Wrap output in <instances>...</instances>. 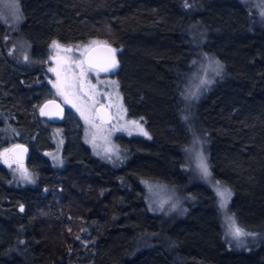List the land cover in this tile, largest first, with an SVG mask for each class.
Instances as JSON below:
<instances>
[{"label":"trees","instance_id":"obj_1","mask_svg":"<svg viewBox=\"0 0 264 264\" xmlns=\"http://www.w3.org/2000/svg\"><path fill=\"white\" fill-rule=\"evenodd\" d=\"M19 36L32 65L10 53L0 21V149L31 151L37 184L13 181L0 161V264H264V241L228 245L215 192L190 183L183 85L201 49L223 66L194 107L209 137L213 177L232 193L247 230L264 231V26L242 0H20ZM101 39L115 47L129 115L150 138L119 136L129 158L114 167L83 142V125L63 123L65 165L55 168L53 123L39 109L52 97L45 64L53 42ZM16 144V143H15ZM144 180L177 186L190 201L180 216L152 213Z\"/></svg>","mask_w":264,"mask_h":264},{"label":"rangeland","instance_id":"obj_2","mask_svg":"<svg viewBox=\"0 0 264 264\" xmlns=\"http://www.w3.org/2000/svg\"><path fill=\"white\" fill-rule=\"evenodd\" d=\"M242 1L253 11L256 24L264 26V0ZM13 2L14 0H0V21L7 27L9 51L20 63L32 65L30 45L19 36V29L24 21L21 1L15 0L18 10L5 7L6 4ZM101 43L106 42L97 38L72 44L53 42L48 62L44 65L49 88L42 92V98L52 97L65 105L69 115L81 121L83 142L91 149L92 154L114 167H120L128 160L129 153L126 147L119 143L118 137L150 138L151 134L145 119L129 115L120 82L114 74L119 67L118 58L113 71L108 74L85 65V54L93 46ZM115 51L117 54L118 51L116 49ZM222 72V64L201 49L183 85V112L191 134V139L185 147V168L190 183H204L215 192L228 245L236 249H246L264 241V231L262 233L247 230L237 221L230 208L233 193L213 177L209 158V137L196 125L194 119L195 105ZM99 105H104L110 111L112 116L110 123L103 122L97 115L96 109ZM52 135L55 148L46 152V155L55 168H62L65 165L63 159L65 137L62 127L54 125ZM9 137L12 139L0 149L1 163L11 171L16 184L36 185L37 177L27 164L18 163L9 152L10 148L18 143L14 141L20 137L19 131L14 130V134ZM201 161L207 166V175L203 173ZM143 185L146 190V201L152 213L167 217L180 216L184 213L190 197L183 190L177 186L150 180H144ZM225 190L229 194L222 196L221 192ZM234 228L241 229L243 235L234 236Z\"/></svg>","mask_w":264,"mask_h":264},{"label":"water","instance_id":"obj_3","mask_svg":"<svg viewBox=\"0 0 264 264\" xmlns=\"http://www.w3.org/2000/svg\"><path fill=\"white\" fill-rule=\"evenodd\" d=\"M117 58L113 45L101 43L93 46L85 54L84 63L100 73L108 74L113 71ZM96 113L103 122L110 123L112 121L111 113L104 105H99ZM39 114L50 123L57 124L64 120L67 110L59 100L51 98L42 103ZM30 151V147L24 143L14 144L9 150L13 158L21 164L27 163Z\"/></svg>","mask_w":264,"mask_h":264},{"label":"snow or ice","instance_id":"obj_4","mask_svg":"<svg viewBox=\"0 0 264 264\" xmlns=\"http://www.w3.org/2000/svg\"><path fill=\"white\" fill-rule=\"evenodd\" d=\"M5 7L6 8H15L16 10H18V4L15 3V0H14V2L12 4H6ZM144 134L147 135V133H144ZM200 166H201V168L203 170V173L205 175H207L208 174V169H207V166L203 163V161H201V165ZM228 194L229 193H227V190H225L224 192H221L222 196H226ZM233 235L236 236V237H239V236L243 235V233H242L241 229L234 228Z\"/></svg>","mask_w":264,"mask_h":264},{"label":"flooded vegetation","instance_id":"obj_5","mask_svg":"<svg viewBox=\"0 0 264 264\" xmlns=\"http://www.w3.org/2000/svg\"><path fill=\"white\" fill-rule=\"evenodd\" d=\"M65 106V105H64ZM66 108V107H65ZM67 110V114H66V117L68 116L69 112H68V109L66 108ZM66 117L64 118V120L66 119ZM64 120L60 123H57V124H54L55 126H59V127H63V123H64ZM27 164V163H26Z\"/></svg>","mask_w":264,"mask_h":264}]
</instances>
